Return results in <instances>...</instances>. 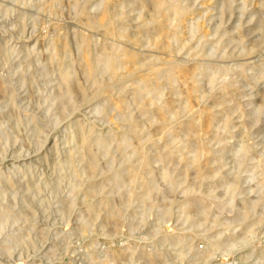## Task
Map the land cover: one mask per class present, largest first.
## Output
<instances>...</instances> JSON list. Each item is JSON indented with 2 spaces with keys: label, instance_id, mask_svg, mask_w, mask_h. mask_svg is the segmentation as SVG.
<instances>
[{
  "label": "rangeland",
  "instance_id": "374dc122",
  "mask_svg": "<svg viewBox=\"0 0 264 264\" xmlns=\"http://www.w3.org/2000/svg\"><path fill=\"white\" fill-rule=\"evenodd\" d=\"M145 1L142 9L139 0L122 3L130 32L138 13L151 16ZM116 2L0 0V264H150L155 252L154 264H264L262 0H186L178 23L185 45L168 33L169 49L152 45L155 35L134 44L88 26L107 8L119 11ZM217 40L220 49L209 55ZM201 41L208 54L198 51ZM107 47L149 62L138 75L165 61L183 66L159 95L135 96L130 65L113 83L96 62ZM199 65L210 68L215 85L190 77ZM63 71L71 75L70 96ZM231 83L236 89L222 90ZM207 110L218 114L212 125ZM190 120L197 130L185 128ZM89 128L93 139L82 145ZM242 140L250 147L244 156ZM243 205L250 207L244 214Z\"/></svg>",
  "mask_w": 264,
  "mask_h": 264
},
{
  "label": "bare ground",
  "instance_id": "6f19581e",
  "mask_svg": "<svg viewBox=\"0 0 264 264\" xmlns=\"http://www.w3.org/2000/svg\"><path fill=\"white\" fill-rule=\"evenodd\" d=\"M125 1V0H124ZM124 1L119 0V4L118 6H120L119 11H111L109 8H107L104 13H103V18H100V21H95V20H91L88 18V26L91 28H102L103 31L108 34L111 35L113 37H117L126 41H130L133 42L134 44H141L142 40H141V35L146 34V35H155L153 37V40L151 41V44L154 46H162L165 49H169L170 45L168 43L163 42V38H167L168 37V33L170 34V36L174 39V41L177 44L178 48H182L184 47V43L183 40H181L179 38V34H180V26H179V21L187 14L189 8L186 6V0H149L151 2L152 5V13L151 16L149 18H144L142 17L141 14H137V20H138V24L135 28L134 32H130L128 30V28L126 27V18H125V13L122 11L123 7H122V3ZM132 1V0H131ZM134 1V0H133ZM148 1V2H149ZM231 1V0H229ZM128 2V0H127ZM145 0H139V9H142L143 7H145ZM149 2V3H150ZM262 4L264 7V0H262ZM150 5V4H149ZM241 8V6H240ZM151 9V8H150ZM243 10V8H242ZM241 10V11H242ZM146 11V10H145ZM82 13H84V10H82ZM144 15V14H143ZM127 16V15H126ZM94 17V16H93ZM128 17V16H127ZM135 18V17H134ZM128 20V19H127ZM129 21V20H128ZM136 21V20H135ZM183 22V21H182ZM136 25V23H135ZM133 26V25H132ZM257 28L260 30V32L264 35V22L260 21L258 23ZM192 30L195 29V26L191 27ZM80 37V36H79ZM78 37V38H79ZM149 40V39H148ZM81 44H84L86 46V38H81L80 39ZM167 41V40H165ZM170 42V41H169ZM173 42V41H171ZM79 43V42H78ZM240 45L242 44L241 41L238 42ZM61 44V43H60ZM173 44V43H171ZM207 44V42L205 41H201L199 42V44L197 45V47L199 48L198 51L203 52V54H208L207 51H205L203 48L205 47V45ZM221 44V40H217L213 43L210 44V52L209 55H215V53L220 49V45ZM78 45V44H77ZM108 45V44H107ZM102 46V45H101ZM111 46V45H110ZM118 46V45H117ZM242 46V45H241ZM132 47V46H131ZM153 47V46H152ZM108 48V47H107ZM110 48V47H109ZM106 49L103 48L101 50V54L100 56L96 59L97 63H101L103 65V69L105 72L109 73L110 77H109V81L110 82H118L121 81V79L123 78L121 76V74H119V70L121 68L122 64H128L133 68V71L130 73L131 76L136 77L135 79V88H134V94L135 96H139L142 94H146L149 93L150 91H154L156 92L157 95H159L160 93V88L163 84H170L172 83V81L174 80L175 74H176V70H180L182 69L183 65H180L176 62H172V61H165L164 68H150L149 70V74H145V75H138L140 74V72L142 71V69L149 63L146 62L144 59H142L140 56L136 55L135 53H131L129 51L126 50H122V48L120 49L119 47H112L110 49ZM160 48V47H159ZM243 48V46H242ZM153 49V48H152ZM173 49V48H172ZM253 48H251L249 51H252ZM57 53V52H54ZM225 53V52H223ZM60 54V53H59ZM142 54V53H141ZM151 57V56H150ZM154 57V56H153ZM94 58V57H93ZM156 58V57H155ZM62 61V60H61ZM157 61V60H156ZM159 61V60H158ZM157 61V62H158ZM124 66V65H123ZM122 66V67H123ZM156 66V65H155ZM154 66V67H155ZM253 66V65H251ZM95 61H92L90 63L89 66V75L92 77V75L94 73H96L95 71ZM100 67V65L98 66ZM124 68V67H123ZM253 69H255L256 67L253 66ZM66 69V68H65ZM102 69V70H103ZM64 70V69H63ZM71 70V69H70ZM147 70V69H146ZM194 71L191 72L190 77L191 78H195V76H201V77H208L209 82L212 85H215L216 83V79L214 74L209 75V71L210 68L205 66V65H199L197 66L195 69H193ZM243 69L240 68V71H242ZM182 71V70H181ZM229 71V70H226ZM163 72L164 76L161 77V73ZM106 73V74H107ZM189 74V73H187ZM88 75V74H87ZM88 75V76H89ZM138 75V76H137ZM96 78V77H95ZM108 78V77H107ZM60 79L61 81L65 84V86L67 87V94H71L72 89H71V75L69 72L67 71H63L60 74ZM259 80H261L262 82H264V70L259 72ZM92 80V79H91ZM99 80V79H98ZM175 81V80H174ZM100 82V80H99ZM99 82H96L95 87L98 89V91H100L103 86H102V82L101 84ZM224 83V82H223ZM2 84V83H1ZM5 86V85H4ZM73 86V85H72ZM164 86V85H163ZM3 87V86H2ZM7 87V86H6ZM78 87V86H77ZM235 87V83H231V84H223L222 85V90L226 91L229 88ZM5 88V87H3ZM75 88V87H74ZM80 88V87H79ZM198 89V84L196 83V81L193 79V86H192V90L196 91ZM221 90V88H220ZM83 91V90H82ZM234 91V90H232ZM2 92V91H0ZM222 92V91H221ZM227 92V91H226ZM230 92V90H229ZM74 93V92H73ZM223 93V92H222ZM70 96V95H69ZM145 96V95H144ZM225 96V95H224ZM70 98V97H69ZM139 98V97H138ZM220 99V98H219ZM138 100V99H137ZM224 102V101H223ZM222 104V103H221ZM219 104V105H221ZM226 104V103H224ZM227 105V104H226ZM218 106V105H217ZM205 109V108H204ZM226 109V108H225ZM155 110V109H154ZM159 110L163 113L166 114L168 112H170V107L169 106H163L160 107ZM142 111V110H141ZM144 111V110H143ZM208 111V110H207ZM149 112V111H148ZM204 112V111H203ZM172 113V112H170ZM173 114V113H172ZM206 115H208V119H209V124L212 125L213 122L215 120H217L218 118V114L215 111L209 110ZM130 117V116H129ZM191 119V118H190ZM123 120V119H122ZM128 123V122H127ZM129 123L132 124V121H130ZM135 123V122H134ZM229 120L225 119V124L229 125ZM81 124V123H80ZM130 125V124H129ZM185 128L189 131H192L193 129H195L199 124L196 123V121H192L190 120L188 122V124H185ZM86 127V126H85ZM129 129V128H128ZM78 130V128H77ZM197 130V129H195ZM86 131V130H85ZM94 131V130H93ZM80 133L78 131V134L80 136ZM128 133V132H127ZM193 133V132H192ZM77 134V135H78ZM91 129L89 128L88 132H82L81 133V144L82 145H87L90 142V137H91ZM130 134L137 136L138 132H137V127L136 126H132L130 129ZM112 136V135H111ZM94 137V136H93ZM78 138V136H77ZM92 138V137H91ZM93 139V138H92ZM97 139V138H96ZM130 139V138H129ZM245 140V139H244ZM102 139L98 138L96 145H98V142H101ZM108 142V140H106ZM128 138L127 135H125L123 137V141L124 144H127L128 142ZM80 142V141H79ZM245 141H241L240 143V151L241 154L244 156L246 155L249 151H250V147L249 145L244 143ZM93 142V144H95ZM123 145V144H122ZM89 146V145H88ZM130 146V145H129ZM80 147V146H79ZM126 147V146H125ZM128 147V144H127ZM182 147L184 149H188L189 147V142H184ZM80 151V150H79ZM78 151V153H79ZM92 151V150H91ZM105 152V151H104ZM85 154V152H84ZM87 155V154H86ZM80 156V154H79ZM88 157V156H87ZM89 158V157H88ZM90 159V158H89ZM88 160V159H87ZM91 160L93 161L92 157ZM83 161V160H82ZM95 163V162H94ZM88 167V166H87ZM92 168H94L95 166L92 165ZM167 175V174H166ZM116 178V177H115ZM140 185L146 190L148 191L152 186H151V182L149 181H144L142 183H140ZM232 186H234L233 184L228 183L227 184V188H232ZM235 187V186H234ZM210 190V189H209ZM209 195V194H208ZM191 201L189 202V204H194L195 202L190 199ZM199 200V199H198ZM201 201V199H200ZM107 202V201H106ZM202 202V201H201ZM258 201H254L253 205L257 204ZM251 203V202H250ZM197 204V202H196ZM247 204L244 202V205ZM249 204V203H248ZM203 205V204H202ZM243 205V214L245 212L248 211V209L250 208L249 205L248 206H244ZM252 205V204H251ZM113 206V205H112ZM109 207V206H108ZM112 208V207H111ZM94 209V208H93ZM95 210V209H94ZM93 210V211H94ZM202 212L205 213V211L203 210ZM112 215L115 214V212L112 210L111 211ZM108 214V213H107ZM203 214V213H202ZM116 215V214H115ZM109 217V216H108ZM259 221H263L264 220V215H261L260 218H258ZM187 237V236H186ZM177 243L176 244H181L186 245V238L179 236L176 238L175 240ZM192 245V244H190ZM219 245V242H214L213 246L217 247ZM189 247V245H188ZM212 247V246H211ZM205 251V250H204ZM210 252V251H209ZM205 253V252H204ZM202 254V253H201ZM206 255V254H205ZM160 256L159 252H155V253H151L149 254V260H150V264H154V260L156 257ZM202 256H204L202 254ZM157 259V258H156ZM205 259V257H204ZM101 263V262H100ZM156 263V262H155ZM104 264V263H103ZM217 264V263H216ZM222 264V263H221Z\"/></svg>",
  "mask_w": 264,
  "mask_h": 264
}]
</instances>
